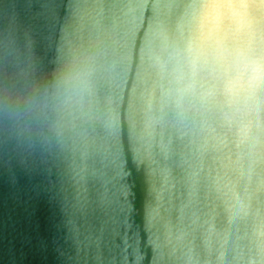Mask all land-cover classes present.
I'll return each mask as SVG.
<instances>
[{"label": "water", "instance_id": "1", "mask_svg": "<svg viewBox=\"0 0 264 264\" xmlns=\"http://www.w3.org/2000/svg\"><path fill=\"white\" fill-rule=\"evenodd\" d=\"M0 264H264V0H0Z\"/></svg>", "mask_w": 264, "mask_h": 264}, {"label": "clouds", "instance_id": "2", "mask_svg": "<svg viewBox=\"0 0 264 264\" xmlns=\"http://www.w3.org/2000/svg\"><path fill=\"white\" fill-rule=\"evenodd\" d=\"M60 87L64 93L71 96L76 91L78 85L71 78H68L61 82Z\"/></svg>", "mask_w": 264, "mask_h": 264}]
</instances>
